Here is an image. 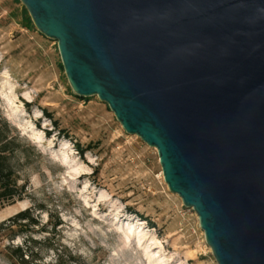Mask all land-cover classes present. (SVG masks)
<instances>
[{
    "label": "water",
    "instance_id": "obj_1",
    "mask_svg": "<svg viewBox=\"0 0 264 264\" xmlns=\"http://www.w3.org/2000/svg\"><path fill=\"white\" fill-rule=\"evenodd\" d=\"M96 95L156 149L217 264H264V0H19Z\"/></svg>",
    "mask_w": 264,
    "mask_h": 264
},
{
    "label": "rangeland",
    "instance_id": "obj_2",
    "mask_svg": "<svg viewBox=\"0 0 264 264\" xmlns=\"http://www.w3.org/2000/svg\"><path fill=\"white\" fill-rule=\"evenodd\" d=\"M0 119L25 201L0 217V264H16L17 247L26 264H217L156 149L96 95L73 93L56 41L19 0H0ZM26 209L29 219L10 220Z\"/></svg>",
    "mask_w": 264,
    "mask_h": 264
},
{
    "label": "trees",
    "instance_id": "obj_3",
    "mask_svg": "<svg viewBox=\"0 0 264 264\" xmlns=\"http://www.w3.org/2000/svg\"><path fill=\"white\" fill-rule=\"evenodd\" d=\"M9 127L3 120L0 119V200H9L12 203L13 199H21L23 186H17V175L13 168L11 159L17 153V145L15 144L14 136L10 137ZM29 211L23 210L16 213L10 220L17 221L18 219H29ZM32 240V239H30ZM34 242V240H32ZM9 247L5 250L7 251ZM15 251L12 256L16 264H26L27 260L23 258L21 247L13 249ZM12 250V251H13Z\"/></svg>",
    "mask_w": 264,
    "mask_h": 264
},
{
    "label": "bare ground",
    "instance_id": "obj_4",
    "mask_svg": "<svg viewBox=\"0 0 264 264\" xmlns=\"http://www.w3.org/2000/svg\"><path fill=\"white\" fill-rule=\"evenodd\" d=\"M24 205H25V201L24 200H18L15 205H8V206H6V209H4L3 212H1L0 217L5 216L8 213H11L14 210H16L17 208L22 207Z\"/></svg>",
    "mask_w": 264,
    "mask_h": 264
}]
</instances>
